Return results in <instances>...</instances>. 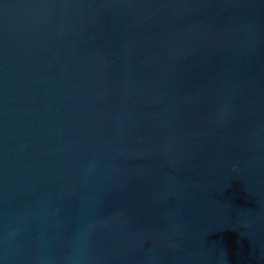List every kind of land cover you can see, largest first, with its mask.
<instances>
[{"label": "water", "instance_id": "water-1", "mask_svg": "<svg viewBox=\"0 0 264 264\" xmlns=\"http://www.w3.org/2000/svg\"><path fill=\"white\" fill-rule=\"evenodd\" d=\"M0 264H264V0H0Z\"/></svg>", "mask_w": 264, "mask_h": 264}]
</instances>
